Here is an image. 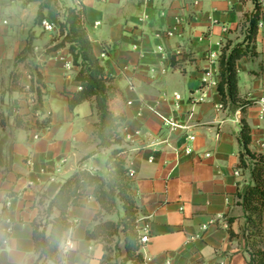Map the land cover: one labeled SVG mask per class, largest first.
<instances>
[{"label":"crops","instance_id":"1","mask_svg":"<svg viewBox=\"0 0 264 264\" xmlns=\"http://www.w3.org/2000/svg\"><path fill=\"white\" fill-rule=\"evenodd\" d=\"M14 3L11 19L3 18L4 7ZM258 3L264 21V0ZM73 6L85 10L94 54L114 79L117 93L110 109L126 117L120 133L127 167L134 172L130 180L139 218L150 224L143 257L151 258L150 264H247L244 240H232L228 230L240 232L244 210L238 194L252 185L250 171L239 167L244 117L251 129L250 150L264 155L253 143L264 130L257 106L264 98V26L256 36L258 57L238 62L240 96L252 103L245 114L225 108L217 88L222 48L244 40L254 0H0V114L5 120L0 125V264H35L32 224L40 217L41 196L54 198L79 168L108 172L110 151L101 149L92 134L98 121L94 105L83 102L70 109L79 91L78 69L68 48L52 50L63 40L59 23ZM40 11L58 26L55 33L43 31ZM176 18L183 20L179 33L156 38ZM30 38L34 52L26 63H16ZM15 73L22 74L23 92L12 86ZM38 73L46 93L40 108L31 92ZM206 77L217 85L207 86ZM176 93L183 98L180 109L173 106ZM151 109L184 123L188 132L170 134ZM47 118V129L32 127ZM186 134L195 136L191 156L183 155ZM81 203L69 211L73 226L61 249L67 239L74 248L63 252V264H101L103 246L85 237L99 204L92 196Z\"/></svg>","mask_w":264,"mask_h":264},{"label":"trees","instance_id":"2","mask_svg":"<svg viewBox=\"0 0 264 264\" xmlns=\"http://www.w3.org/2000/svg\"><path fill=\"white\" fill-rule=\"evenodd\" d=\"M254 3L255 9L246 17L244 24V40L237 44L228 42L219 57L217 89L222 105L231 113L242 111L245 114L252 105L251 102L243 101L240 96L238 62L244 58L254 60L258 57L256 36L262 20V8L258 0H254ZM45 6L46 4L41 6L42 10ZM43 19L40 11L37 21L41 23ZM85 22L86 13L83 8H67L66 17L60 24L63 40L52 50L68 48L73 64L78 69L76 81L80 83L82 90L70 99V109L74 110L83 102L94 105L98 121L91 128L92 134L98 138L101 149L110 151L106 160L108 172L93 173L79 168L61 186L54 198L40 197V217L32 224L34 251L37 256L35 264L65 262L61 245L66 232L73 226L69 211L72 207L81 206V200L88 196L97 201L99 210L94 216V225L87 230L85 237L87 241L103 246L101 264H144L139 245L137 196L133 182L128 178L127 150L120 133L126 117L123 114L117 115L110 109L109 102L116 97L117 88L114 79L107 75L105 67L94 54ZM34 48L33 38H30L16 63H26ZM172 62L175 64V58ZM21 75H13L12 86L18 92L24 91V87L19 85ZM44 87L41 74L38 73L31 86V92L38 101L37 108L43 105L46 94ZM49 124L50 119L47 118L32 127L42 131ZM0 125L5 126L1 114ZM238 141L241 148L239 167L250 171L252 185L243 194H238V205L244 210L240 232H234L231 227L228 232L232 240H244L245 251L250 256L247 264H264V155L250 150L251 129L245 117ZM228 222L232 224L233 220Z\"/></svg>","mask_w":264,"mask_h":264},{"label":"built area","instance_id":"3","mask_svg":"<svg viewBox=\"0 0 264 264\" xmlns=\"http://www.w3.org/2000/svg\"><path fill=\"white\" fill-rule=\"evenodd\" d=\"M4 24H8V22H4ZM183 24V20L181 18H176V24L168 29L158 31L156 33V38L158 39H170L175 37L179 33V28ZM41 28L43 29L44 32L46 33H55L57 30V25L49 21L48 19H43L40 23ZM100 25V23H97L96 26ZM264 26V21H260L258 28H262ZM163 48L159 47L158 52H162ZM66 68L71 69L72 68V63L67 62L66 63ZM203 83L207 84V86H216L217 82L215 79H210L208 77L203 79ZM82 90V86H79V91ZM263 90H264V85H263ZM182 95L180 94H174L173 96V106L175 109H180L181 103H182ZM206 99V95L202 97L201 101H204ZM33 104H36L38 106V101L36 96L33 97ZM131 103H129L130 105ZM258 106V117L260 120H264V98L258 100L257 102ZM151 111L155 114H157L162 122L163 126L169 131L170 134H175L179 131H186L188 132L189 127H187L184 123L178 121L175 118L167 117L164 116L163 114L157 112L155 109H151ZM238 115L240 116V112H238ZM38 138V136L36 137ZM184 144H183V155L185 156H191L193 154V149L191 148V143L195 141V136L194 135H189L186 134L185 139H184ZM168 141H165L167 143ZM253 143L255 144L256 148L260 152H264V130L261 132V134L258 135L257 138H253ZM168 146H171L170 143H168ZM176 151L179 153V150L176 149ZM181 153V151H180ZM236 176L241 175V170L236 171ZM134 177V172L129 171L128 173V178L131 179ZM207 227H203V231H205ZM138 232H139V245H140V250L144 249L146 245L150 242V224L148 223L147 219H138ZM74 248V243L71 239H67L64 242V251L63 252H68L73 250ZM152 261L151 258H144V264H150ZM165 264H171L170 260H167Z\"/></svg>","mask_w":264,"mask_h":264},{"label":"rangeland","instance_id":"4","mask_svg":"<svg viewBox=\"0 0 264 264\" xmlns=\"http://www.w3.org/2000/svg\"><path fill=\"white\" fill-rule=\"evenodd\" d=\"M8 1V3H10L11 4V0H7ZM16 6H17V4L16 3H14V4H12V5H7V6H5L4 7V9H3V12H2V17L3 18H8V19H11V12L16 8ZM64 21V20H63ZM63 21H61V22H63ZM61 22L59 23V27H58V29H59V32H60V24H61ZM58 38V37H57ZM173 72H171V74H172ZM181 95V94H180ZM122 248H123V246H122ZM124 250V249H123Z\"/></svg>","mask_w":264,"mask_h":264}]
</instances>
